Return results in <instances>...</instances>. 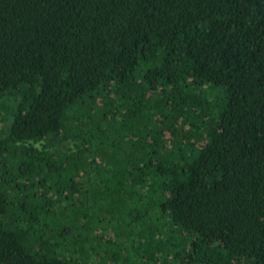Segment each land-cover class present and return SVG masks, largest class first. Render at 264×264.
<instances>
[{"label": "trees", "instance_id": "16d2710c", "mask_svg": "<svg viewBox=\"0 0 264 264\" xmlns=\"http://www.w3.org/2000/svg\"><path fill=\"white\" fill-rule=\"evenodd\" d=\"M0 264H264V0H0Z\"/></svg>", "mask_w": 264, "mask_h": 264}]
</instances>
